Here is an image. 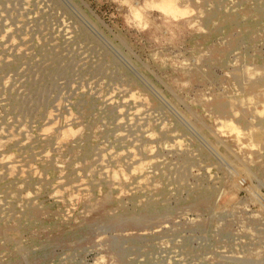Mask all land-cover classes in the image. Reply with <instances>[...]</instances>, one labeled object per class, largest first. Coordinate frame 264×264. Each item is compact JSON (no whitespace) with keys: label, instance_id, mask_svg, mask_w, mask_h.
Segmentation results:
<instances>
[{"label":"rangeland","instance_id":"obj_1","mask_svg":"<svg viewBox=\"0 0 264 264\" xmlns=\"http://www.w3.org/2000/svg\"><path fill=\"white\" fill-rule=\"evenodd\" d=\"M173 3L0 0V264H264V0Z\"/></svg>","mask_w":264,"mask_h":264},{"label":"bare ground","instance_id":"obj_2","mask_svg":"<svg viewBox=\"0 0 264 264\" xmlns=\"http://www.w3.org/2000/svg\"><path fill=\"white\" fill-rule=\"evenodd\" d=\"M5 1V0H4ZM18 1V0H17ZM23 1V0H22ZM27 1V0H26ZM16 2V1H15ZM162 2H163V4L165 5H174V3H173V0H162ZM8 3V2H7ZM14 3V2H13ZM5 5H7V4H5ZM4 5V6H5ZM28 5V4H27ZM34 5H36V4H34ZM24 7H26V6H24L23 5V8ZM40 7V6H39ZM12 9H14V8H12ZM160 9H163V8H160ZM137 11V10H136ZM1 16V15H0ZM3 19H4V17H3ZM61 19V18H60ZM3 21V20H2ZM3 23L5 24V22L3 21ZM61 23H63L62 21H61ZM60 23V24H61ZM13 25V24H12ZM11 25V26H12ZM15 25V28H20L21 27V25L20 24H18V22H16V24H14ZM61 26H62V24H61ZM60 26V27H61ZM31 28V27H30ZM68 28V27H67ZM1 29H2V27H1ZM57 29H59V28H57ZM5 30L7 31H10L8 28L6 29L5 28ZM65 30H66V28H65ZM69 30V29H68ZM2 31V30H1ZM6 31H2L1 33H3V34H5L4 32H6ZM14 31H15V29H14ZM56 31V30H55ZM58 31V30H57ZM61 31H63V30H61ZM67 31V30H66ZM11 32V31H10ZM15 32H17V30L15 31ZM70 32H71V30H70ZM3 34H0V39L2 38V37H4V36H2ZM10 35V34H9ZM70 36L71 34H67L66 36ZM12 36V35H11ZM11 36H9V38L11 37ZM60 36V35H59ZM58 37V36H57ZM2 40V39H1ZM20 41V40H19ZM64 42V41H63ZM62 42V43H63ZM15 43H17V42H12L10 45L8 44V46L7 47H5L6 48V50H12V51H17L18 49L16 48V44ZM7 43L5 42V43H2L1 45H6ZM0 45V46H1ZM23 46H25V45H23ZM77 46V45H76ZM19 47H21V46H19ZM64 48H67V47H64ZM63 48V49H64ZM79 49V48H78ZM86 49V48H85ZM20 50H22V49H20ZM24 50V49H23ZM31 50V49H30ZM67 51V50H66ZM78 51V50H77ZM79 51H80V49H79ZM5 52V51H4ZM85 52V51H84ZM3 53V52H2ZM14 53V52H13ZM23 53H24V51H23ZM26 53V52H25ZM28 53V52H27ZM10 54H12V53H10ZM79 54V53H78ZM1 55V54H0ZM9 56V55H8ZM8 56H6V58H8ZM80 56V55H79ZM83 56V55H82ZM9 58H11V57H9ZM9 58H8V60H9ZM79 60H81V59H79ZM85 60V59H84ZM1 61L3 62V60L1 59ZM5 61V60H4ZM0 64H1V62H0ZM4 64V63H3ZM81 67V66H80ZM79 67V68H80ZM76 70H74V72H75ZM77 73H78V71H77ZM8 78V77H7ZM10 78V77H9ZM13 78V77H12ZM11 78V79H12ZM8 79H6V81H7ZM11 82V81H10ZM4 83H5V81H4ZM14 84H16V83H14ZM5 85H6V83H5ZM12 89V88H11ZM19 89V88H18ZM17 89V90H18ZM9 90V89H8ZM18 93H21L22 92V90H21V92L20 91H17ZM16 93V92H15ZM24 94V93H23ZM113 94V93H112ZM1 96V95H0ZM130 98V97H129ZM13 99V98H12ZM4 102H5V100H4ZM3 104V103H2ZM6 104V103H5ZM231 108V107H230ZM260 114V113H259ZM263 114H264V112H263ZM131 117V116H130ZM127 119V118H126ZM130 122V121H129ZM8 126V125H7ZM10 126V125H9ZM12 127V126H11ZM119 135V134H118ZM117 140V139H116ZM5 142H7V141H5ZM5 142H2V143H5ZM109 142V141H108ZM174 143V142H173ZM6 144V143H5ZM4 145V144H3ZM1 147H2V144H1ZM116 147V146H115ZM110 148V147H109ZM107 150V149H106ZM102 154H103V156L98 160V163L102 166V170L103 169H106V167H105V165H104V157H105V155H104V151H102ZM47 153L46 154H43V155H41V156H39V160L40 159H42V158H44L45 156L47 157ZM1 157H3V158H1ZM0 157V167H1V169L3 170V174H10V176L11 175H13L14 173H15V175L16 174H22V172H23V174L24 173H27V172H24V166L23 165H19V164H17V162H15V161H13V159L11 160L7 155H6V157H4V156H1ZM46 157H45V159H46ZM34 159L36 158V157H33ZM106 158V157H105ZM107 159V158H106ZM53 161V160H52ZM51 161V162H52ZM153 161H155V160H153ZM152 161V162H153ZM54 162V161H53ZM57 162V161H56ZM151 163V162H150ZM52 164V163H51ZM144 164V163H143ZM74 165V164H73ZM148 165V164H147ZM159 165V164H158ZM57 166V165H56ZM75 167H76V165H74ZM27 167V166H26ZM97 167V166H96ZM105 167V168H104ZM55 168H58V166L57 167H55ZM73 168V167H72ZM148 168V167H147ZM0 169V170H1ZM25 169H27V168H25ZM29 169V168H28ZM144 169V168H143ZM29 170H31V169H29ZM140 170H142V168L140 169ZM147 170V169H146ZM35 171V170H34ZM104 171V170H103ZM145 171V170H144ZM1 172V171H0ZM29 173V172H28ZM27 173V174H28ZM22 174V175H23ZM24 175H26V174H24ZM23 175V176H24ZM29 175V174H28ZM17 176H19V175H17ZM22 176V177H23ZM6 177H7V175H6ZM8 177H9V175H8ZM10 178V177H9ZM1 179V178H0ZM6 179V178H5ZM2 180V179H1ZM0 180V181H1ZM52 181V180H51ZM29 182V181H28ZM82 182V181H81ZM76 183V182H75ZM80 182H78V184H79ZM38 184V183H37ZM81 184V183H80ZM79 184V185H80ZM6 185V184H5ZM14 185V184H13ZM76 185V184H75ZM3 186V185H2ZM1 187V186H0ZM50 187H52V186H50ZM32 191V190H31ZM37 191H38V189H37ZM39 192V191H38ZM12 193V192H11ZM19 193V192H18ZM27 193H29V192H27ZM26 193V194H27ZM34 193H36V192H34ZM53 193V192H52ZM51 193V194H52ZM9 195H10V193H9ZM30 194H28L27 195V197L29 196ZM46 195H48V194H46ZM53 195V194H52ZM55 195V194H54ZM50 196V195H49ZM26 196H24V198H25ZM26 197V198H27ZM51 197V196H50ZM59 199V198H58ZM57 200V199H56ZM55 200V201H56ZM2 201H3V199H2ZM25 201V200H24ZM36 201V200H35ZM34 201V202H35ZM5 202V201H4ZM30 202V201H29ZM10 203V202H9ZM43 203V202H42ZM32 204V203H31ZM15 206V205H14ZM25 206V205H24ZM39 206V205H38ZM0 207H2V206H0ZM8 209V208H7ZM13 209V208H12ZM36 209V208H35ZM38 209V208H37ZM15 216V215H14ZM13 216V217H14ZM17 216V215H16ZM30 216V215H29ZM11 218V217H10ZM6 221H7V219H6Z\"/></svg>","mask_w":264,"mask_h":264}]
</instances>
